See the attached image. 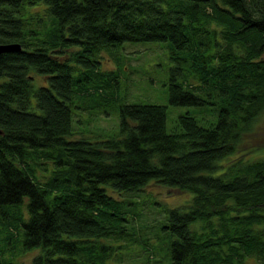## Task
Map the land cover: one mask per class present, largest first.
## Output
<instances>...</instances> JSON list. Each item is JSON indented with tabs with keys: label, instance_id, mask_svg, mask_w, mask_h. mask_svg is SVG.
I'll use <instances>...</instances> for the list:
<instances>
[{
	"label": "trees",
	"instance_id": "16d2710c",
	"mask_svg": "<svg viewBox=\"0 0 264 264\" xmlns=\"http://www.w3.org/2000/svg\"><path fill=\"white\" fill-rule=\"evenodd\" d=\"M147 41L168 42V98L195 111L172 131L157 102L122 103L112 130L73 125L75 103L120 84L100 53L121 67ZM0 42L21 46L0 52V211L19 208L33 264H109L134 202L112 192L151 180L193 193L167 212L170 264H264V156L238 152L264 113V0H0Z\"/></svg>",
	"mask_w": 264,
	"mask_h": 264
},
{
	"label": "rangeland",
	"instance_id": "374dc122",
	"mask_svg": "<svg viewBox=\"0 0 264 264\" xmlns=\"http://www.w3.org/2000/svg\"><path fill=\"white\" fill-rule=\"evenodd\" d=\"M168 42L147 41L144 44L126 43L119 53L122 56V66L110 53L102 51L98 56L100 65L104 69H119L122 76L120 84L112 90V95L103 94L104 100L92 103L85 114L75 103L73 110V125L78 122V116L83 118L82 129L96 131L99 129L112 130L118 127L120 121L119 106L127 102H157L167 105V127H179L178 115L184 112H194L197 106L173 105L170 102L168 73L173 61L169 58ZM71 53L72 48H64ZM120 53V54H121ZM123 54V55H124ZM37 83H44V76L34 72ZM86 94L93 95L86 91ZM75 128L79 127L75 124ZM108 130V131H109ZM89 133V132H88ZM76 137L80 135L76 133ZM246 149H250L247 151ZM246 152L245 157L257 158L264 156V113L254 126L243 135L240 150ZM239 154V155H240ZM50 163V162H49ZM49 163L46 165L51 166ZM38 173L45 171L39 167ZM46 179V177H42ZM122 202L134 201L124 222L130 227L129 234L114 239L109 238L116 250H123L122 257L112 251L108 253L106 261L109 264H169L171 263L169 244L172 236L164 229L167 212L170 207L178 206L189 201L193 193L179 187L167 186L159 181L151 180L136 192H112ZM124 207L123 210L125 211ZM0 211V264H33L34 256L39 249H25L21 242L19 208L16 206L3 207Z\"/></svg>",
	"mask_w": 264,
	"mask_h": 264
},
{
	"label": "water",
	"instance_id": "95a60500",
	"mask_svg": "<svg viewBox=\"0 0 264 264\" xmlns=\"http://www.w3.org/2000/svg\"><path fill=\"white\" fill-rule=\"evenodd\" d=\"M20 47H21L20 44L17 42H12V43H1L0 42V52L7 51V50L8 51L9 50H19Z\"/></svg>",
	"mask_w": 264,
	"mask_h": 264
}]
</instances>
